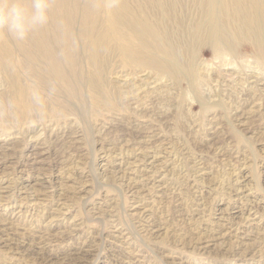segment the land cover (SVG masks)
<instances>
[{
	"label": "rangeland",
	"instance_id": "1",
	"mask_svg": "<svg viewBox=\"0 0 264 264\" xmlns=\"http://www.w3.org/2000/svg\"><path fill=\"white\" fill-rule=\"evenodd\" d=\"M247 43L172 73L125 34L67 67L72 91L1 58L0 264H264V55Z\"/></svg>",
	"mask_w": 264,
	"mask_h": 264
},
{
	"label": "bare ground",
	"instance_id": "2",
	"mask_svg": "<svg viewBox=\"0 0 264 264\" xmlns=\"http://www.w3.org/2000/svg\"><path fill=\"white\" fill-rule=\"evenodd\" d=\"M3 2H18L28 27L23 39L0 43V59L34 70L43 81L49 75L55 76L70 91L67 67L74 69L83 58L89 63L98 61L107 50L112 53L118 49L125 34H132L141 45L157 46V51L167 57L154 59L160 62L162 71L172 73L176 71L173 63L184 67L188 60H195L193 49L198 50L202 44L223 54L235 52L241 42H248L264 55V0H149L145 7L148 14L158 13L148 16L151 22L133 16L125 0L113 2L109 16L104 15L101 0H45L47 20L37 24L31 23L34 0ZM112 15L116 22L110 21ZM38 68L45 69L48 75ZM95 82L93 86L98 87L99 82ZM252 212L250 208L247 217H252ZM26 250L31 252L33 247Z\"/></svg>",
	"mask_w": 264,
	"mask_h": 264
},
{
	"label": "clouds",
	"instance_id": "3",
	"mask_svg": "<svg viewBox=\"0 0 264 264\" xmlns=\"http://www.w3.org/2000/svg\"><path fill=\"white\" fill-rule=\"evenodd\" d=\"M34 14L31 23H44L47 20L45 0H34ZM0 25L7 27L8 32L17 39H23L27 32L28 21L23 7L18 2L0 4Z\"/></svg>",
	"mask_w": 264,
	"mask_h": 264
}]
</instances>
